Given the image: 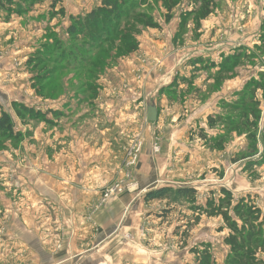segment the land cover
I'll use <instances>...</instances> for the list:
<instances>
[{
    "label": "rangeland",
    "instance_id": "rangeland-1",
    "mask_svg": "<svg viewBox=\"0 0 264 264\" xmlns=\"http://www.w3.org/2000/svg\"><path fill=\"white\" fill-rule=\"evenodd\" d=\"M58 1L0 6V113L21 134L0 139V264H196L193 250L206 245L211 261L224 264L222 219L196 214L174 193L195 189L198 206L223 188L264 213V163L246 169L264 152V92L251 105L258 111L252 159L233 163L251 155L245 135L207 127L208 117H234L225 105L264 83V0H210L205 18L198 0H179L171 11L164 0H134L138 7L120 17L116 33L137 43L128 54L118 41L96 48L68 34L70 18L88 15L100 0ZM239 51L234 67L221 72ZM125 95L138 99L134 107L155 101L157 121L149 123L143 107L120 110ZM14 104L32 109V117H17ZM128 115L135 117L130 126ZM167 129L172 141L163 144L176 161L156 172L154 184L167 190L139 188V204L110 213L116 198H132L126 173L138 166L143 140L151 138L155 157ZM202 130L224 136L223 148L203 142ZM111 186L120 192L107 200Z\"/></svg>",
    "mask_w": 264,
    "mask_h": 264
},
{
    "label": "trees",
    "instance_id": "trees-1",
    "mask_svg": "<svg viewBox=\"0 0 264 264\" xmlns=\"http://www.w3.org/2000/svg\"><path fill=\"white\" fill-rule=\"evenodd\" d=\"M27 1V0H26ZM40 1V0H30L31 2ZM43 1V0H41ZM179 0H164L166 9L171 11L173 7L178 4ZM54 2H59L54 0ZM53 2V6H54ZM203 9L202 17L205 18L210 13V0H198ZM14 3V0H0L1 7H7ZM100 6L90 11L88 15L84 17H74L70 18L72 24H70V29L68 34L71 38L76 36H81L83 40H86L89 46H95L96 48H102L106 44H115V41H118L120 45H117L118 48L123 45V53L134 52L137 43L129 40L127 34L121 35L116 38L117 30L120 28L118 25L121 21L120 17L130 13L131 10H134L138 7L136 1L131 0H100ZM126 7V8H125ZM126 12V13H125ZM59 13L63 14L62 10H59ZM149 19L144 14H138L136 20ZM168 21V18L166 19ZM146 23V26L152 28H157L155 24ZM109 26H114L111 29V33L106 34L105 30ZM105 34L103 38H101ZM101 38V39H98ZM129 38V39H128ZM95 42L96 45L94 44ZM116 47V48H117ZM117 51V50H116ZM120 51V49H119ZM240 51L225 58L224 64L220 65V70L225 71V69H230L234 67L235 61L239 58ZM121 55V54H120ZM119 55V56H120ZM62 57V55H61ZM39 61L36 65L41 62H45L44 58H38ZM244 59H248V56H244ZM58 61V60H57ZM84 61H86L84 57ZM232 61L233 64H229ZM43 64V63H42ZM84 64V63H83ZM82 64V65H83ZM38 67V66H36ZM219 70V71H220ZM41 80L44 77H39ZM253 89L248 92L247 90L242 91L240 96L241 98L233 104H226L230 109L236 111L234 117L222 118L221 116L215 115L208 117L207 127L209 130L215 128L217 124L225 129L228 133H234L236 136L240 137L245 135V138L248 141H252L254 145L248 147L250 149L251 155H241L240 159H235L233 163H237L243 160L252 159L255 156V131H256V121L258 119V111L252 108L257 101L255 100L256 91L260 90L264 92V83L255 82L252 86ZM252 105V106H251ZM14 113L17 117L22 118V115L32 117L33 110L26 108L22 105H13ZM14 127L12 119L6 112L0 113V139L8 138L13 140H19L21 137L20 133L14 132ZM203 134L201 136L203 142L213 143L216 149L221 150L224 145V136H214L208 137L204 135L205 132L202 130ZM264 138V135L263 137ZM264 163V152L260 159L254 162V160H248L246 162V169L258 166V164ZM167 190V188L156 189ZM155 191V190H154ZM153 192H150L148 195H151ZM196 190L190 187H185L184 189H176L174 196L176 200H181L183 202L189 203L191 209L196 214H202L210 218L220 217L223 222L224 227H220L218 231L227 232L223 243L228 247V254L225 257L224 264H264V260L259 258V255L264 254V213L260 208H258L254 202L248 196L234 198L231 191L221 188L218 193L210 192L209 196L205 198V203L203 205H196ZM217 194V195H216ZM195 255H198L196 264H214L211 261V254L209 246H204V249L201 251L193 250Z\"/></svg>",
    "mask_w": 264,
    "mask_h": 264
},
{
    "label": "crops",
    "instance_id": "crops-1",
    "mask_svg": "<svg viewBox=\"0 0 264 264\" xmlns=\"http://www.w3.org/2000/svg\"><path fill=\"white\" fill-rule=\"evenodd\" d=\"M156 58H159V57H156ZM124 98H126V99H123V97L121 98L122 101L120 103L121 104V106H120L121 109L120 110L127 108L130 111H132L133 109L136 111L140 107H143L144 110H145V108H147L149 106H152V105L156 107L155 101L149 102V103H146V101H145V103H144L143 106H142L141 103H139V105L137 107H134V103H136L135 100H138V99H134V98L129 99L127 97V95H125ZM139 100H141V99H139ZM107 106H106V108H107ZM118 106H117V108H120ZM134 120H135V117H132L131 118L128 115L126 117V120H125V121H127L126 122L127 124L125 123L124 125H129L130 126L131 123H135ZM205 120H206L205 118L202 121L200 120V122H199L200 126L199 127L203 128V129L205 128L204 127L205 126ZM195 123H197V122L195 121ZM174 127H176V126H174ZM185 127L187 128V125L186 126H183V128L181 130L178 129L177 131H181V132L183 131V132H185V130H186ZM172 129L173 128L171 127L170 130L173 131ZM170 130L169 129L166 130V132L164 133V137L163 136L159 137L160 143L162 144V147H161V151L155 157H151V155L149 156V147H150L149 142L151 141L150 140L151 138H147V140H143V143H142L143 144V148L141 150V153L139 154L140 161L138 163V166L131 168L132 170L130 169L129 170V173L128 172L126 173L127 174V180L128 179L130 180V181L128 180L127 182H129V183L131 182V184H128V185H130L129 194L132 196V198H130L128 201H125L123 203L121 202V199L124 198V195L121 196L122 198L119 196L121 199L119 197L116 198L115 200H118V201L115 202V200H114L113 201V204L112 205L110 204V210H109L110 213L114 209H115V211L117 210L118 212H122V209H124L126 206L130 205L131 203L137 202L136 200H139L140 201L141 198L140 199L137 198L138 196L136 197L134 193H137L139 191V188H150V187H153L154 184L156 183V180H158L157 178H159V176H162V172H164L165 166L166 167L167 166L169 167V169L167 170V172L170 171V168H171L170 167V164H171V162L172 163H175V161H176V158H174V156H176L175 155L176 152L169 150L163 144V142L166 143V144H169L168 142L169 141H172V139L170 137V135H171L170 134ZM180 143L183 144L182 147L183 146H187V144L184 141L183 142H179V144ZM202 145L203 144H200V148L201 149L204 148V147H202ZM150 160H152L154 163L156 161V164H154L152 166V162ZM156 172H159L160 175L158 176ZM159 185H162V184H159ZM159 185L158 186H154V188L155 189H160V186ZM139 201L137 202L138 204H139ZM110 213H108V216L106 218V220H108L107 223L105 221L106 224H109L111 222V220H110L111 219ZM114 214H115V212H114Z\"/></svg>",
    "mask_w": 264,
    "mask_h": 264
},
{
    "label": "water",
    "instance_id": "water-1",
    "mask_svg": "<svg viewBox=\"0 0 264 264\" xmlns=\"http://www.w3.org/2000/svg\"><path fill=\"white\" fill-rule=\"evenodd\" d=\"M145 114H146V120L149 123L157 121L158 114H157V110H156V108L154 106L147 107L146 111H145Z\"/></svg>",
    "mask_w": 264,
    "mask_h": 264
},
{
    "label": "built area",
    "instance_id": "built-area-1",
    "mask_svg": "<svg viewBox=\"0 0 264 264\" xmlns=\"http://www.w3.org/2000/svg\"><path fill=\"white\" fill-rule=\"evenodd\" d=\"M135 150H136V149H134V151H133V152H135ZM131 155H133V154H130V156H131ZM134 158H135V156H134ZM113 188H114V187H113V186H111V188H110V190H109L110 192L108 191L109 193H107V196H109V197H108V199H107V200H109V199H110V195L114 194L115 192H116V193H119V192H120L119 190H118V191H116V189H113ZM105 198H106V196H105Z\"/></svg>",
    "mask_w": 264,
    "mask_h": 264
}]
</instances>
